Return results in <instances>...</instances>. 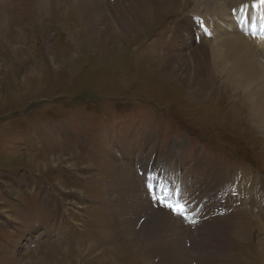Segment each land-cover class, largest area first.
<instances>
[{
	"label": "rangeland",
	"instance_id": "obj_1",
	"mask_svg": "<svg viewBox=\"0 0 264 264\" xmlns=\"http://www.w3.org/2000/svg\"><path fill=\"white\" fill-rule=\"evenodd\" d=\"M91 1L0 0V264H210L215 246L201 226L204 201L189 194L183 177L194 169L193 184L198 169L207 167L219 178L246 173L247 190L256 184L257 199L244 208L252 214L244 219V239L230 243L233 228L230 233L229 221L219 223L226 227L222 263L264 264V232L255 226L264 208L258 112L255 117L246 91L218 74L207 57L197 72L173 56L179 42L174 53L167 48L181 24L201 18L196 15L208 4L147 6L139 10L141 26H128L116 12L118 0H96L100 10L93 16L84 7ZM205 29L212 38V28ZM195 31L183 52L206 55L210 45L200 46ZM229 31L227 39L235 29ZM124 143L136 148L133 160H125ZM150 157L148 169L137 166L136 160ZM171 157L172 165L179 161L174 171L167 167ZM125 169L128 177L121 174ZM183 179L177 197L164 185H183ZM145 191L154 206L176 217L172 229L156 230L147 240L139 234L142 214L126 224ZM131 202L133 211H124ZM174 202L183 215L166 206ZM88 243L94 249L83 253Z\"/></svg>",
	"mask_w": 264,
	"mask_h": 264
},
{
	"label": "bare ground",
	"instance_id": "obj_2",
	"mask_svg": "<svg viewBox=\"0 0 264 264\" xmlns=\"http://www.w3.org/2000/svg\"><path fill=\"white\" fill-rule=\"evenodd\" d=\"M118 1L119 3L117 4L116 1L114 6H117L116 12L120 14V21L122 23H127L129 21L127 24L128 26L129 24H133V26H141L142 19L139 15L140 9L145 7L147 8V6L156 8L155 6H157L160 3L169 4L173 0H126V3H123L122 0H118ZM196 1H198V3L199 1H203L202 4L203 3L208 4V7L210 9L209 10L205 9V11L203 9V13H205L208 16L207 17L204 16L205 14L196 15L201 17L199 19L202 20L201 22L204 21L203 23H200L199 19L195 18L194 16L192 19L186 20L185 25L187 27L183 28V25L181 24L179 31L177 33L175 32L176 34H174L173 37L168 39L167 48L170 49V52H172V47L174 43L179 42L178 53L175 54L176 52L175 53L172 52L174 53L173 55L174 57L186 60L191 67L192 65H194V68L195 69L197 68L196 71L199 68L202 69V65H204L202 61V57L204 59L207 57L209 59V63L213 64L218 74L227 76V78L230 81H232V83L237 84L241 89H244L247 93V96H245L246 100L247 102H251L252 109L254 110L255 113V117L257 116L256 111L258 112V119L255 120L257 123L261 125V128L264 132V36L259 35L261 31L258 32L257 30V28L259 27L258 24L260 25V28L264 27V4H261L260 0H196ZM91 2L84 4L85 5L84 7H85V14H89L93 16L94 13L100 10V7L98 6V4H96L97 2L96 0H93ZM126 4H129L130 8H128ZM202 4L200 5L202 6ZM204 23L205 26H203ZM207 26H210L212 28V30L210 31L212 38L206 35L205 28ZM238 26H240L242 29L239 28L240 30H238L237 29ZM229 29L230 30L235 29V31H233V34L229 36V38L227 39L225 34H230ZM192 31H195L196 34H198L201 37L202 41H200L201 42L200 46L204 47L210 45V52H208L206 55L203 53L197 54L193 52L190 53L183 52L185 49H190V47H192L190 45L185 47L186 43L190 42V40L194 38ZM249 31L256 34L254 36L255 38H252L253 34ZM217 32H219V35L215 37V33ZM248 32L251 33L250 35L252 37L249 36L248 38L247 36ZM216 64L220 66H217ZM248 93L252 101L248 100ZM132 138L136 140L138 139L135 137ZM123 151L125 156H127L124 157L125 160L127 159L133 160L132 158L134 154L132 153L136 152L135 147L132 148L131 144L124 143ZM150 155H153V152ZM154 155L156 156V154ZM151 157L142 159L139 162L136 160L137 166L139 165L140 167H144L148 169L151 163L150 160ZM173 158L174 157H171L168 160V163L171 164H169L167 167H170L174 171L173 168L179 166V161L177 165L174 166L172 165ZM182 161L184 162L185 165L188 166L189 161L185 160L184 158H182ZM159 167L161 169L164 168L162 166ZM209 168L210 167L204 168V170L201 168L198 169V174L196 175L197 177L194 178L193 184L191 183L189 178L190 176H192L194 169H189L188 172H186L188 176L183 174V177L186 178V181L187 180L189 181V185H190L189 194L198 193V198L202 197L204 201V207L200 211L202 213L201 216L204 217L203 224H201V226H203L205 236L209 237V240L206 239V241H210V244L214 243L213 245L215 246V248L211 249L210 254L207 255V260L209 261L210 264H215V263L227 264L225 262L222 263V259H223L222 253L225 249L224 247L225 240H223L224 238L222 237V234L226 227L222 228L219 223L222 222L223 220L229 221V225L227 226V231H230V233L233 228L234 233H232V240H229L230 243L234 241H241L242 239H244L246 230L248 228L245 226L244 219L245 217L247 218L249 216H252V214H249V212L244 208H246L245 207L246 205L250 206L252 200L257 199L255 198L256 196H254L253 194L254 193L253 189L256 186V184L251 182L249 186V190H247L246 184L248 183V177L246 173L229 171L226 174H222L221 178H219L220 173L219 174L209 173L207 170ZM123 172L124 173L121 172V174L125 175L126 173L125 176L128 177L130 172H128L126 169ZM177 176L178 174L176 175V177ZM241 176H243V178ZM153 177H155L154 178L155 180L158 179V176H154V175L151 176L150 178ZM183 180H184L183 185L179 183L178 180L175 181V185L173 187L170 186L169 188L168 181H165L164 185L166 186L167 189H169L170 192L172 193L175 192L176 193L175 197H177L180 195L182 188L185 186L186 181L185 179ZM160 181L162 180L160 179ZM202 184L203 187L200 188ZM172 188H174V190H172ZM147 194L148 193L145 191L144 195H142L140 200L139 199L138 201L134 200L135 207L138 206L136 209V213H134V211L132 210L134 208V204L132 202L130 206L126 205L123 209L124 211H126L128 208H130L131 209L130 211H133V216L135 217L132 219H128V221L126 220L127 225H129L128 222L130 223L131 220L135 221L141 214L147 220V221L145 220V223L143 224V229H141V231L139 232L143 240H147L148 237L152 236L151 234H156L155 233L156 230L158 231V233H161L164 230L170 228L169 227L170 225L172 227V225H174L173 224L174 222L172 223V220H176V217L169 215L168 212L164 210V208L156 205L154 206L152 204V200L148 198L150 197V195L148 194L147 197ZM259 194H261V192H258L257 197ZM173 197L174 195H172L169 199H172ZM191 203H193L192 199H191ZM260 204L261 207L264 206V200H260ZM140 205L143 207V210L141 212H140ZM172 205L177 206V202L176 203L174 202ZM222 209L223 210L229 209L231 212H229L230 214L228 213V215H220L223 214ZM171 211L173 212L172 209ZM215 211H217L219 215L216 216L211 215L214 214ZM175 213L177 214V212ZM232 213H236V214H232ZM239 213H241V216L238 219H232V215L238 216ZM256 216L258 218L255 226L261 232H264V208H262L260 214ZM159 228H163L162 231H160ZM120 234L123 235L125 233H120ZM226 235H228V233ZM154 240L159 242L161 239L155 238ZM154 240H152V242ZM222 242L224 244V245L222 244L224 249L221 246ZM164 243L161 244L160 246L162 245L166 246V244H168L167 242ZM79 245L81 246V244ZM86 247H87L86 249L80 248V250L83 253H86V251L87 252L93 251L94 249L92 243H88ZM216 260H218V262H215Z\"/></svg>",
	"mask_w": 264,
	"mask_h": 264
},
{
	"label": "snow or ice",
	"instance_id": "obj_3",
	"mask_svg": "<svg viewBox=\"0 0 264 264\" xmlns=\"http://www.w3.org/2000/svg\"><path fill=\"white\" fill-rule=\"evenodd\" d=\"M260 3H261V4H264V0H260ZM259 35L264 36V31H261V32L259 33ZM166 206L169 207V208H172V209H173L174 211H176L177 214H179V215H183L184 212H185V209H184L182 206H173V205H171V204H168V205H166Z\"/></svg>",
	"mask_w": 264,
	"mask_h": 264
}]
</instances>
